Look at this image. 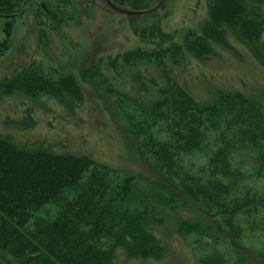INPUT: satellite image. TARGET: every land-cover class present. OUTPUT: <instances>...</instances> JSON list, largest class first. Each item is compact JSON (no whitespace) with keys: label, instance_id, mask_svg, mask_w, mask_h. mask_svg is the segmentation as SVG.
<instances>
[{"label":"trees","instance_id":"obj_1","mask_svg":"<svg viewBox=\"0 0 264 264\" xmlns=\"http://www.w3.org/2000/svg\"><path fill=\"white\" fill-rule=\"evenodd\" d=\"M46 1L59 4L68 0H0V18L4 21L0 56L9 47L12 24L27 6L34 8L38 21L50 19ZM109 1L117 6L140 2ZM253 1L257 0H209L202 37L191 33L165 50H157L152 44L151 51L139 46L108 56L109 69H118L120 75L114 78L116 85L104 89L109 97L117 99L126 132L141 146L151 165L198 205L206 218L215 219L233 241L245 231L264 235V189L257 187L262 175L248 161L237 162L232 138L222 132L213 136V118L216 109H228L264 152V94L216 90L212 100H201L181 80L170 76L169 70L184 53L199 59L200 53L208 52V39L216 38L219 29L238 31L241 22L251 16ZM256 17L264 31V13ZM157 72L164 85L152 93L146 80L154 88ZM87 73L89 82L101 78L97 69ZM52 74L30 70L13 78H0V251L7 252L17 264H103L104 220L114 214L115 199L107 201L106 197L113 176H120L119 170L87 151H58L45 146L50 140L36 134L43 108L61 116L62 112L76 115L85 106L86 94L74 75ZM134 77L138 91L149 99L128 96L126 91ZM130 180L125 178L121 183L118 193L122 199L131 190ZM76 186L81 192L64 200L56 214L50 218L39 215L61 193ZM88 225L93 228L84 233ZM206 230L217 246L218 232L212 226ZM211 253L213 260L219 255L215 250ZM228 254L233 264H255L245 253ZM141 256L146 257V251ZM220 260L214 262L221 264Z\"/></svg>","mask_w":264,"mask_h":264},{"label":"rangeland","instance_id":"obj_2","mask_svg":"<svg viewBox=\"0 0 264 264\" xmlns=\"http://www.w3.org/2000/svg\"><path fill=\"white\" fill-rule=\"evenodd\" d=\"M68 1H46L50 19L40 21L34 17V8L27 6L12 24L9 47L0 56V78H13L30 70L41 74L70 73L85 92V106L76 115L62 112L60 116L43 108L36 134L50 140L45 146L58 151H87L119 170L120 176H113L114 183L106 197L107 201L115 199L114 214L104 220L100 255L103 264H217L220 259L221 264L225 260L233 264L228 253L238 251L255 264H264V235L245 231L233 241L215 219L206 218L198 205L151 165L141 146L126 132L117 99L104 92L107 86L117 84L114 78L120 75L118 69H109L108 56L139 46L150 51L154 46L165 50L191 33L202 37L209 0H140L132 6L115 5L123 11L145 12L140 15L118 11L106 0ZM263 6L264 0L251 2V16L241 22L238 31L219 29L216 38L208 39V52L200 53L199 59L184 53L169 70L170 76L181 80L196 98L206 101L212 100L216 90L264 94V31L256 17L263 16ZM3 35L4 21L0 18V41ZM163 62L170 66L167 60ZM92 69L100 72L101 78L95 82L85 77ZM155 76L157 83L153 82L156 86L152 89V83L144 79L152 93L164 85L162 75L157 72ZM136 79L126 91L128 96L149 99V95L138 91ZM215 112L213 136L222 132L233 139L234 158L261 170L257 187L264 189V152L256 144L258 141L247 134V128L239 125L228 109L221 106ZM125 178L131 179V190L122 199L118 192ZM81 190L76 186L61 193L39 215L50 218L64 200ZM207 226L218 232L217 246L213 245L214 238L207 237ZM92 228L84 227V233ZM213 250L219 254L215 262L211 258ZM143 251L146 257L141 256ZM0 264L17 263L7 252L0 251Z\"/></svg>","mask_w":264,"mask_h":264},{"label":"water","instance_id":"obj_3","mask_svg":"<svg viewBox=\"0 0 264 264\" xmlns=\"http://www.w3.org/2000/svg\"><path fill=\"white\" fill-rule=\"evenodd\" d=\"M108 3H110V5L114 8V9H117L118 11H122L123 13L125 14H129V15H140V14H143L145 12H135V11H123V10H120L118 9L115 5H113L109 0H106Z\"/></svg>","mask_w":264,"mask_h":264}]
</instances>
